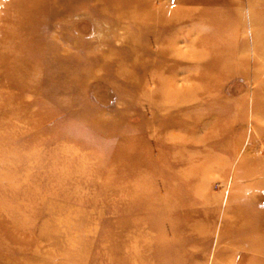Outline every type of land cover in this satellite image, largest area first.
Here are the masks:
<instances>
[{"label":"rangeland","instance_id":"obj_1","mask_svg":"<svg viewBox=\"0 0 264 264\" xmlns=\"http://www.w3.org/2000/svg\"><path fill=\"white\" fill-rule=\"evenodd\" d=\"M262 168L264 0H0V264L230 262Z\"/></svg>","mask_w":264,"mask_h":264},{"label":"bare ground","instance_id":"obj_2","mask_svg":"<svg viewBox=\"0 0 264 264\" xmlns=\"http://www.w3.org/2000/svg\"><path fill=\"white\" fill-rule=\"evenodd\" d=\"M186 2L189 4L206 5L211 7L221 6V0H186ZM215 19H218V21L216 20L214 22L215 32L213 34L219 35L221 34V14L219 16L217 15ZM212 46V60L205 68V70H208L209 73L204 72L200 75L203 93H206L210 90V72L219 75L221 70H225L227 67L232 65L235 59L233 51L221 47V42L215 44L212 43ZM203 99L202 103L205 104L206 98ZM167 124L168 125H164V128H170L174 126L173 122ZM203 143L207 142L204 141ZM244 167L245 161H241V163L237 165L234 178H232L234 187L241 185V183L244 182L246 178H248L247 176L249 174L254 175V171H250L249 174L246 171L241 172ZM259 174L264 177V168L261 169ZM262 187H264V183H262ZM226 204L227 213L231 215V218L225 220V222L223 221L224 227L221 238L223 239L226 236H230L231 241L225 250L222 251L221 249V251L218 252L217 257H219L220 253L222 256L224 252V254H230L231 261L223 262L221 260V263L219 264H238V262L242 260V256L251 257L249 262L252 264H264V214L259 217L255 215L253 209L250 207L252 202L249 201L245 196L244 189L243 191L239 192H231L229 198L226 200Z\"/></svg>","mask_w":264,"mask_h":264}]
</instances>
